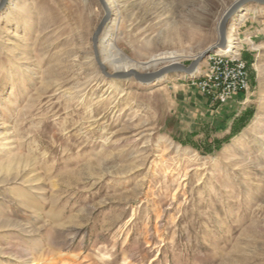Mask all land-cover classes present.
<instances>
[{
  "label": "rangeland",
  "instance_id": "374dc122",
  "mask_svg": "<svg viewBox=\"0 0 264 264\" xmlns=\"http://www.w3.org/2000/svg\"><path fill=\"white\" fill-rule=\"evenodd\" d=\"M238 1L116 0L114 23L99 0H7L0 264H264V4L226 21L235 52L215 48ZM105 39L128 61L105 62ZM212 48L190 76H113ZM216 53L250 74L224 103L193 85Z\"/></svg>",
  "mask_w": 264,
  "mask_h": 264
},
{
  "label": "built area",
  "instance_id": "2783aa9c",
  "mask_svg": "<svg viewBox=\"0 0 264 264\" xmlns=\"http://www.w3.org/2000/svg\"><path fill=\"white\" fill-rule=\"evenodd\" d=\"M227 55L216 53L212 56L205 70L193 82L203 95L221 103L250 89L247 63L236 53Z\"/></svg>",
  "mask_w": 264,
  "mask_h": 264
},
{
  "label": "water",
  "instance_id": "95a60500",
  "mask_svg": "<svg viewBox=\"0 0 264 264\" xmlns=\"http://www.w3.org/2000/svg\"><path fill=\"white\" fill-rule=\"evenodd\" d=\"M100 3L102 4V6L104 7V9L107 11V13H109L107 4L105 3V0H99ZM7 0H2V3L0 4V10L3 8V6L6 4ZM249 2H255V3H259V4H264V0H239L233 7L232 9L229 11L228 16L225 17V20L223 22V24L221 25L220 28V34H221V38L220 41L218 43V45L215 48H219V47H225L226 44V38H225V29H226V21L228 20L229 17H231L234 13H236L242 6H244L245 4L249 3ZM108 18H106L101 25L99 26L95 37H94V42H97V37L98 35L101 33L102 28L106 22ZM214 52L213 48L212 49H208L205 50L202 54H200L195 61L189 66V67H185L183 65L174 63L173 65L170 66H166L154 73L151 74H147V75H142L140 74L137 70L135 69H131L125 73H121V74H116L113 75L115 78H129V77H134L136 78L139 82L141 83H153L155 81H157L158 79H161L164 75L168 74V73H174V72H178V73H183L186 75H192L193 73L196 72L198 66L200 65V63H202L207 57H209L212 53ZM97 59H98V53H96ZM100 63V62H99ZM101 65V63H100Z\"/></svg>",
  "mask_w": 264,
  "mask_h": 264
},
{
  "label": "bare ground",
  "instance_id": "6f19581e",
  "mask_svg": "<svg viewBox=\"0 0 264 264\" xmlns=\"http://www.w3.org/2000/svg\"><path fill=\"white\" fill-rule=\"evenodd\" d=\"M105 3L109 5V10L110 11H114L116 9H118L116 11V16H115V19H113L112 21L114 23H116V21L118 20V16H119V10H123V8L125 9V5L124 6H120V7H117L116 8V0H105ZM123 13V12H122ZM246 14H242V16H240V18H243L245 17ZM115 30V29H114ZM231 31H236L234 30V28H232V30H230L226 36V47H225V51H229V52H235L236 51V48L238 47L239 43H242L244 41V39L242 40H239V41H236L237 39L234 37V35L231 33ZM10 30L7 32V34H10ZM113 31L110 32L106 38H109L111 35H112ZM111 39V38H109ZM108 39V40H109ZM106 39L102 42V46L104 47V50H102V54H105L107 55L105 58H106V61L105 62H109V63H113V62H126L128 61V57H126L125 55H123L119 49L116 47V45L114 43H106ZM165 56L163 57V55H158V56H155L152 60V62L154 63H158L159 61H166V60H169L170 59V62L171 61H175L174 59H176L174 53H170L169 56H166V54H164ZM167 62V61H166ZM114 64V63H113ZM170 65V64H169ZM120 68H124L123 72H126V70L130 67L128 66H122ZM119 70V68H117V71ZM198 70V69H197ZM260 126H258L257 128H259ZM261 127H263L261 125ZM18 160V159H17ZM17 162V161H16ZM22 163V162H21ZM18 164V163H16ZM4 166V164H3ZM14 167V166H13ZM8 168H11V167H8ZM6 170V169H5ZM9 175V174H8Z\"/></svg>",
  "mask_w": 264,
  "mask_h": 264
}]
</instances>
